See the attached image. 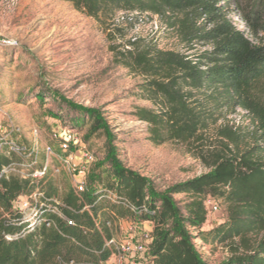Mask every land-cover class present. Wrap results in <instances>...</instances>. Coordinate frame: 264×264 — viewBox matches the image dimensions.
<instances>
[{"label": "trees", "instance_id": "16d2710c", "mask_svg": "<svg viewBox=\"0 0 264 264\" xmlns=\"http://www.w3.org/2000/svg\"><path fill=\"white\" fill-rule=\"evenodd\" d=\"M89 15L119 10L162 9L207 15L213 27L194 29L188 19L182 21L189 40L203 39L213 45L212 51L194 61L190 56L159 50L140 55L138 64L154 79V91L169 104V111H148L141 115L151 125L159 143L171 138L189 139L205 126L203 117L189 104L188 94L197 91L213 109L239 107L256 123L264 141V0L235 1L251 29L254 40L236 28L225 16L231 0H65ZM224 3V5H222ZM188 88L190 93L182 91ZM45 101L44 93L36 95ZM62 108L75 114H48L63 119L80 132L102 136L104 155L88 173V188L78 193L69 186L60 193L57 180L0 178V264H103L113 255L105 247L116 236L122 220L149 221L153 224L151 259L143 264H209L197 247L203 243L236 241L235 253L219 264H264V145L255 144L244 151L229 147L218 153L210 169L193 179L161 189L151 179L125 166L118 138L103 112L84 107L63 96H54ZM206 111V107L203 112ZM237 145V133L224 131ZM88 148L98 156L90 142ZM10 157L0 155V172ZM44 192L45 206L37 205V218L48 217L55 226L36 225L27 232L26 223L17 225L23 215L14 210L21 195ZM116 194V202L109 200ZM187 194L185 209L175 198ZM222 200L228 209L227 221L209 231L203 229L208 219L207 197ZM61 201L63 216L51 211ZM69 220L73 224H69ZM22 234H24L22 236ZM16 235L15 238H7ZM253 237H256L253 239Z\"/></svg>", "mask_w": 264, "mask_h": 264}, {"label": "rangeland", "instance_id": "374dc122", "mask_svg": "<svg viewBox=\"0 0 264 264\" xmlns=\"http://www.w3.org/2000/svg\"><path fill=\"white\" fill-rule=\"evenodd\" d=\"M235 1L238 0L225 6L224 16L254 40ZM242 1L246 7L247 0ZM186 18L194 29L202 25L207 30L213 27V20L199 12L189 15L165 9L158 13L119 10L92 16L65 0H0V136L15 125L22 129L23 141L28 142L31 130L38 127L43 144L51 143L53 130L71 125L48 112L61 113L65 118L75 114L68 108L64 110L61 101L54 97L63 96L84 107L100 109L117 135L125 166L161 189L207 172L216 155L227 150L226 144L236 151L257 143L264 145V141L258 142L260 131L244 109H213L197 91L187 96L190 106L204 118L205 126L189 139L171 138L159 143L151 131L152 125L141 118L148 111L165 114L170 106L154 91V79L161 77L141 68L137 61L140 55L175 51L194 61H206L201 56L213 49L206 40L188 39L182 26ZM182 91L190 93L188 88ZM39 93L46 96L44 102L36 99ZM224 131L237 133V145ZM79 133L101 159L104 138L90 136L86 130ZM95 163L90 164V169ZM49 175L56 178L61 194L72 186L65 172L51 171ZM175 198L185 209L189 196L182 193ZM31 200L23 195L14 202V210L31 212ZM216 201L219 211L208 212L203 227L206 231L228 219L227 205L220 199ZM152 230L149 221L122 220L116 238L129 250L115 251L103 264L150 261ZM236 241L196 243L209 264H219L239 249Z\"/></svg>", "mask_w": 264, "mask_h": 264}, {"label": "built area", "instance_id": "2783aa9c", "mask_svg": "<svg viewBox=\"0 0 264 264\" xmlns=\"http://www.w3.org/2000/svg\"><path fill=\"white\" fill-rule=\"evenodd\" d=\"M5 132L7 137H2L5 135L4 133L0 136V155L10 157V161L2 168L0 178L16 175L21 178L44 179L51 174V171L55 174L65 172L70 177L76 192L83 193L87 190L90 164L96 162L97 157L88 148L87 143L76 128L66 127L60 131L53 130L51 143L46 145L43 144L42 133L38 127L31 130V137L28 142L23 141L24 136L20 127L11 125L10 130L6 129ZM27 196L32 199L31 212L27 213L20 210L23 218L18 219L16 224L26 223L27 232H32L36 225L55 226V222L48 217L37 218V205L45 206L44 192H34ZM19 198H23V195ZM109 200L113 203L116 202V194L111 193ZM55 202L56 205L51 208V211L63 216L58 207L61 205V201L55 199ZM205 204L208 212L219 211V205L214 197H207ZM69 224H73V221L69 220ZM15 237L17 236H7L9 239ZM105 247L112 249L113 253L129 250L117 241L116 236L107 241ZM130 264L142 263L132 261Z\"/></svg>", "mask_w": 264, "mask_h": 264}]
</instances>
